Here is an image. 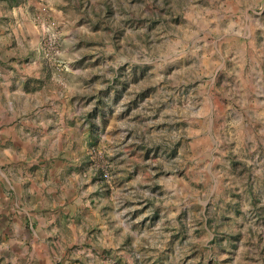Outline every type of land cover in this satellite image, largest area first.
Returning <instances> with one entry per match:
<instances>
[{
  "label": "rangeland",
  "instance_id": "1",
  "mask_svg": "<svg viewBox=\"0 0 264 264\" xmlns=\"http://www.w3.org/2000/svg\"><path fill=\"white\" fill-rule=\"evenodd\" d=\"M10 1L77 205L57 264H264V0Z\"/></svg>",
  "mask_w": 264,
  "mask_h": 264
},
{
  "label": "crops",
  "instance_id": "2",
  "mask_svg": "<svg viewBox=\"0 0 264 264\" xmlns=\"http://www.w3.org/2000/svg\"><path fill=\"white\" fill-rule=\"evenodd\" d=\"M0 3L1 21L11 17V10H6L11 1L0 0ZM4 32L5 28L0 26V33ZM2 58L0 264H57L60 241L68 242L63 238V231L68 229L74 236L71 241L77 240L76 226L70 224V219L77 216V205H65L59 196L61 175L57 145L55 151L51 147V152L45 154L52 137L58 140L59 133L54 135L46 125L39 123L42 107L35 105L36 97L28 94L32 90L27 83L40 76L18 70L8 76L1 67ZM16 59H11L12 63ZM28 78L33 80L23 82ZM21 98L24 101L21 102Z\"/></svg>",
  "mask_w": 264,
  "mask_h": 264
}]
</instances>
